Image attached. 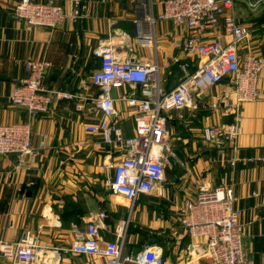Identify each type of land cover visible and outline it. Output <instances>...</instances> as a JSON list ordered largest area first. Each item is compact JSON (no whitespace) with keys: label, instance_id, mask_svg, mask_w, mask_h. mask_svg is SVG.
<instances>
[{"label":"crops","instance_id":"0c3cea01","mask_svg":"<svg viewBox=\"0 0 264 264\" xmlns=\"http://www.w3.org/2000/svg\"><path fill=\"white\" fill-rule=\"evenodd\" d=\"M20 1L0 0V123L29 124L40 155L28 171L18 166L17 156L0 155V237L17 241L30 232L45 248L67 250L76 242L77 233L85 232L88 222L104 212L110 218L102 230L104 240L115 239L119 227L130 220L126 254L154 247L163 253L165 264H212L203 256L205 240L192 238L174 211L185 199L195 200L200 189L231 187L235 205L242 211L243 250L252 264H264V67L259 77L260 98L239 107L243 117L237 142L239 161L230 164L232 154L226 142L209 144L202 137L205 127L233 123L235 100L223 99V93L230 91L225 81L198 99L207 106L168 112L170 146L185 167H168L162 194L142 196L136 212L134 208L131 213L128 203L112 194L109 182L104 184L105 165L118 162L122 154L105 142L103 134L86 130L105 119L95 106L100 91L92 81L100 68L97 50L111 44L119 60L156 64L162 86L170 91L183 80L184 65L192 73L199 63L176 46L189 30L159 19L163 0H54L66 12L78 8L82 18L57 29H29L14 16ZM235 16L250 30L240 46L241 59L263 56L264 0H236ZM218 36H222L221 28L207 34L206 41ZM30 60L49 63L43 86L74 98L54 102L50 112L34 117L14 106L11 95L26 78L25 64ZM125 96L143 98L141 87L127 85L112 91L117 114L111 122L130 138L135 131V111ZM221 147L227 157L219 153ZM170 169L180 175L173 185L167 180ZM150 197L166 199L170 210L151 212L145 203ZM61 263L106 264L103 258L70 252L63 254Z\"/></svg>","mask_w":264,"mask_h":264},{"label":"built area","instance_id":"2783aa9c","mask_svg":"<svg viewBox=\"0 0 264 264\" xmlns=\"http://www.w3.org/2000/svg\"><path fill=\"white\" fill-rule=\"evenodd\" d=\"M235 3L236 0H163L164 10L159 19L171 21L177 28H187L189 34L176 46L199 59L192 73L188 71V64L182 67L185 76L173 90L166 91L162 86L156 64L119 60L111 44H104L97 50L100 68L92 75V81L100 91L95 106L105 119L87 126L86 130L91 134H103L105 142L122 154L118 162L105 165L104 172L109 177L112 194L122 197L131 213L142 196L162 194L168 167H185L169 143L168 112L196 109L198 99L225 81L230 91L223 93V99L235 100L233 123L205 127L202 137L209 144L226 142L232 154L227 158L230 164L234 166L239 161L237 142L242 135L243 121L239 107L261 96L259 77L264 55L251 54L241 59L240 46L248 39L250 30L237 20ZM14 16L29 29H57L70 20L82 18L78 8L66 12L54 0H21ZM219 28L222 36L206 41L207 34ZM48 66V62L41 60L26 62L27 76L11 95V103L26 109L32 117L50 112L54 102L74 98L68 92L42 85ZM127 85L140 86L143 93L141 99L123 98L135 111V131L130 138H125L111 122L117 114L112 91ZM32 135L30 125L25 122L0 123V155H15L18 166L30 170L40 155ZM219 153L226 156L227 150L221 147ZM236 201L233 188L217 187L201 189L195 200L185 199L175 207V217L188 234L205 240L203 256L212 264H252L243 250L242 211L236 207ZM106 217L101 212L98 220L88 222L85 232H78L76 242L67 250L45 248L30 232H25L17 241L0 237V264H61L63 254L68 252L100 257L106 264H165L159 248H146L137 254L125 253L130 220L119 227L115 239L104 240L102 230Z\"/></svg>","mask_w":264,"mask_h":264},{"label":"rangeland","instance_id":"374dc122","mask_svg":"<svg viewBox=\"0 0 264 264\" xmlns=\"http://www.w3.org/2000/svg\"><path fill=\"white\" fill-rule=\"evenodd\" d=\"M169 133H170V129H169ZM170 141H171V139L169 140V143H170ZM181 159L184 160L183 158H181ZM170 170H169V173L167 174V180H168V183L173 185L174 184L173 180L176 178L175 176L179 177L180 175L175 174L174 171H172V169H170ZM181 173L185 175L184 170ZM104 180H105V182H104L105 186L108 185L107 183L109 182V177H107L105 175ZM199 191H201V189ZM142 203H144V202H142ZM145 203H147L146 205H148V207H149L147 209H150L151 212L155 211V209L158 210V208H160V212L163 213V211L170 210V206H171V204L168 201H166V199L158 200V199L153 198V197H150L149 201H148V198H146ZM135 212H136V206H135ZM136 220L138 221V219H136ZM138 229H140V228L138 227ZM134 230H137V225H136V227H134Z\"/></svg>","mask_w":264,"mask_h":264},{"label":"water","instance_id":"95a60500","mask_svg":"<svg viewBox=\"0 0 264 264\" xmlns=\"http://www.w3.org/2000/svg\"><path fill=\"white\" fill-rule=\"evenodd\" d=\"M196 105L199 106V107H201V106H203V105H204V106H207L206 104L198 103V102L196 103ZM104 223H105V225H109V223H110V218L107 217V218L104 220Z\"/></svg>","mask_w":264,"mask_h":264}]
</instances>
